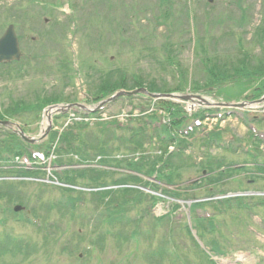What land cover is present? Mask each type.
<instances>
[{
  "label": "rangeland",
  "instance_id": "rangeland-1",
  "mask_svg": "<svg viewBox=\"0 0 264 264\" xmlns=\"http://www.w3.org/2000/svg\"><path fill=\"white\" fill-rule=\"evenodd\" d=\"M10 23L21 36L23 56L20 63L0 67V111L6 112L5 109L14 105H33L29 112L21 109L5 116L19 124L38 146L45 142L39 140L43 137V124L47 122L45 107H42L47 104L46 100L52 102L58 96L56 100H61L60 105L75 102L91 105L89 100L96 96L100 78L110 71H114L116 79L123 76L128 85L137 79L144 86L155 83L167 88L179 84L182 71L188 82L184 86L186 90L175 91L177 94L211 96L206 94L213 92L205 85L208 79L205 63L234 61L243 54L251 56L252 64L264 60V0H0V36ZM206 58L210 60L206 62ZM225 86L231 88L233 84ZM230 88L226 92L219 90L218 97L213 93L214 99L217 102L250 101L230 98L237 92V88ZM173 100L189 114L184 118L183 128L195 125V113L203 111L205 114L192 135L181 136L186 140L181 146V155L187 165L175 178V188L184 193L179 200L190 195L210 202L206 212L199 211L202 215L214 216V228L209 226L197 231L202 235L204 247L210 251L217 242L226 255H213L224 264H264V171L257 169V165L264 167V142L253 144L250 137L254 133L264 139V105L230 107L222 103ZM150 103L140 98L134 102L119 100L108 105L105 111L95 113L93 120L70 110L66 111V116L56 117L60 113L55 111L50 133L52 136L55 131L63 134L67 128L72 130L77 138L71 145L81 148L82 144L86 156H90V164L95 162V151L91 147L94 141L107 144L112 156L118 159L131 161L141 152L161 154L155 131L168 119L163 110H151ZM190 104L193 105L191 112L187 111ZM144 125L147 133L144 148L134 152L123 138L130 137L136 128ZM0 130V133L12 132L5 127ZM214 132H221V136L211 135ZM57 135L55 150L62 146H58L60 134ZM21 140L27 145L32 143ZM174 145L170 143L169 148ZM250 148H255L259 156H250ZM67 149L61 148L60 155L56 152L52 162L48 159L45 165L34 163L41 165L44 177L29 178L28 183L20 182L22 179L15 176L2 174L4 177H0L3 181L0 184L3 192L0 234L9 230L30 246L15 254L0 253V264H206L203 252L184 228L186 202H181L183 214L175 217H181L183 222L174 229L153 218L171 208L175 202L172 198L148 210V216L140 224L138 241H122L105 235L102 227L90 233L89 230L100 223L98 220L89 223V218L96 213L95 198L86 187L93 184L91 175L75 177V187L83 189V193L64 191L55 186L57 183L49 181L47 183L52 184L41 183L48 176L56 180L52 176L58 168L51 166L55 161L80 162L77 154ZM219 162L225 166L241 165L243 171L210 185L207 178L217 177ZM81 163L84 166L80 168L87 167ZM208 164L215 170L211 174H208ZM123 167L113 170L122 172ZM114 176L108 173L104 180L111 183ZM200 178L201 183L197 184ZM13 187L16 197L11 199L8 191ZM242 193L248 197L241 204L233 199L229 204L215 202ZM225 194L228 195L223 196ZM75 198L73 215L74 209L69 206L73 204L70 199ZM15 204L23 206L19 213L13 212ZM33 209L36 217L39 216L37 223L45 221L43 227L20 218L25 219L28 211L33 215ZM143 209L139 204L128 214L134 217ZM116 226L110 230L118 229ZM149 247L155 250L156 257H147ZM160 250L165 251L163 255L158 254Z\"/></svg>",
  "mask_w": 264,
  "mask_h": 264
},
{
  "label": "trees",
  "instance_id": "trees-1",
  "mask_svg": "<svg viewBox=\"0 0 264 264\" xmlns=\"http://www.w3.org/2000/svg\"><path fill=\"white\" fill-rule=\"evenodd\" d=\"M166 16H169L166 14ZM264 31V29H263ZM175 57V56H174ZM171 57V58H174ZM210 59L206 58V62H208ZM205 71L208 75V79L206 80L205 85H213L217 86L220 90V92H226L227 89L230 87L225 86L227 84H233V88H237V92L234 96H231L230 98L233 99H258L264 94V60L252 64L251 56L249 54H243L241 57L237 58L236 60H223L218 62H213L212 64L205 63ZM182 74V75H181ZM179 76V84L174 88H167L164 86H157L155 83H150L147 85V88L151 92H175V91H185L186 88L184 86L187 85V78L184 76V73L180 71ZM101 83L97 87V91L95 92L97 94L96 101L101 100L104 97L112 95L114 92H116L118 89L124 88L127 90L134 89L137 87L144 86L141 80H135L132 85H128L125 82V78L121 75L117 77V79L114 76V71H110L109 74L103 78H100ZM231 87V88H232ZM230 88V89H231ZM246 92H248L246 94ZM138 97L140 96H123L120 99L123 100H129L131 102H134ZM119 100V99H118ZM117 100V101H118ZM151 98L147 97L145 101H150ZM159 105L164 108L168 114L169 121L165 124H162L160 128L156 129L155 135L157 139L159 140V143L161 144V154H151V153H142L141 150L144 148V144L147 138L146 133V126H140L136 128L130 137L123 138V141L130 144L132 146V151L134 152H141V155L138 157V160H126V159H118L114 156H112L111 152L108 149V145H103L102 141H94V144L91 145L93 150L95 151L94 159L98 163V165H104L108 167H120L125 166L123 168L129 169L131 171L137 172L139 174H142L146 177H153L155 176L156 181L158 182H164L166 183L165 186H161L160 183L157 182H151L150 180L145 179L144 177L140 175H136L133 173H124L120 174V176H116L118 174L117 171L112 169H101V168H95L93 166H87L85 168H75L70 167L66 168L64 170L54 171V175L56 176L57 180L61 183H65L68 186H58L64 191H68L70 193L72 192H78L83 193V189H77L75 186L77 185V181L75 180V177H86L87 174H90L89 177L91 179L92 186L90 184L86 187H89L91 189L90 193L95 198L94 202L96 204V213H94L89 218V223L91 220H98L100 222L99 224L95 225L93 229H90V233L98 232L100 228L103 230V234L105 235H112L114 238H118L122 241H127L128 239L138 241V236L141 234V223L146 217L148 216V210H151L154 206H156L159 202L165 201L168 198L175 199L174 204L172 205L171 209L168 211V213L162 217H155L153 218L159 222L166 223L168 225V228L174 227L172 223V214L177 211V209L180 207V203L178 202L179 199H181L182 194L179 189L175 188V178L179 174L180 170L187 165L184 162V157L181 155V146L186 140H183L182 137L176 133L180 127L184 123V118L188 117L184 110L172 103L165 100H160ZM44 107V106H42ZM40 107V108H42ZM31 108V106H24V105H16L13 108H7L5 109L6 112L0 111V119H5V114H9L12 109L21 110L24 111ZM194 117L202 120L205 117V114L203 111L194 114ZM0 129H4L3 127H0ZM1 131V130H0ZM72 130L68 129L67 133H63L62 136H60L58 142V145L60 146L57 150L54 152L58 155L61 150V148L64 149V146L66 149H71V152L73 154H77L79 161H75L73 163L63 162L62 160H57L54 162V165L57 166H63V165H80L81 162L85 164H90L89 159L90 156H86L85 149L81 148H75L71 145L72 140H76L77 136L71 132ZM5 133V134H4ZM3 135V138L0 139V177L6 176H15L19 177L22 180L20 182L28 183L29 178H38V177H44V172L41 171V165H33L35 168L28 169L26 166H21L17 162H15L16 158H23L27 157V159L32 163L33 161H36L39 159L37 156H34L32 153L31 148H33L32 145H27L25 142L21 140V138L12 132H3L0 133ZM192 135V134H190ZM211 135H216L217 137L221 136V132H214ZM57 133H53L52 136H50L48 143H44L42 146H39V149L43 152L44 158L47 159L51 155V150L53 148V144L55 143ZM250 137L253 138V144H259L264 140L259 139L255 136L254 133H251ZM255 138V139H254ZM23 143V144H21ZM175 143L177 150L169 152V144ZM85 146V145H84ZM67 149V150H68ZM258 149V148H257ZM258 151L255 149V153H251L250 156L253 158H256L259 156ZM66 163V164H65ZM44 165V164H42ZM209 170L208 173L214 172V168L211 167V164H208ZM258 171H264V167L257 165ZM240 167L232 168L231 164L229 166H225L222 162H219V165L217 164V170L215 175L208 177L209 179L208 183L210 185H216L218 182V179H229L233 176L234 172L240 171ZM61 173V174H60ZM110 173L111 175H115L112 178L111 183H108L106 180H104V176ZM3 174V175H2ZM29 179V180H27ZM18 183V181H12V183ZM3 181H0V184H2ZM37 183H40L37 181ZM43 185H48L45 182H41ZM201 183V182H200ZM197 183V184H200ZM141 187L148 188L151 191H154L156 193H160L161 195L147 192L143 190ZM10 192L8 195L12 199L16 197L14 195V187L9 189ZM185 192H188L184 190ZM3 195V192L0 189V197ZM188 195V194H187ZM190 199H198L194 196H186L184 200H190ZM238 202V204L242 203V198H225L222 200L215 201L217 203L221 204H229L233 200ZM70 201L73 203L72 206L70 205L69 208H73L72 214L74 215L75 211V202L77 201L75 199H70ZM209 204L210 202H195L192 204V212L195 213L196 209L199 207H204L205 204ZM141 205V207H144V209L137 213L136 216L130 217L128 212L130 209L133 208V206ZM52 205V204H50ZM55 206V205H52ZM57 206V205H56ZM33 215L36 219H39L36 217L35 210H32ZM27 223H32L30 219L22 218ZM196 227L202 228L204 226V221L206 219L198 217L196 214L193 216ZM42 221V222H41ZM40 223H38L37 226H44V220H41ZM209 224L214 227L213 223L209 221ZM114 225H117L118 229H112L110 230V227H114ZM109 226V228L107 227ZM130 226V227H129ZM186 232L191 236V231L186 224L185 226ZM5 232L3 234H0V253H11L15 254L16 252H22L25 247L30 249V246L26 243V241L23 240V238L15 236L14 234L10 233L9 230H4ZM201 238L202 235L200 234ZM193 243L199 247L196 240L192 237ZM219 244L216 242L213 243V251L217 254L224 255L226 252H224L222 249L218 248ZM204 254L205 263L206 264H216L214 261H212L209 256L201 250ZM147 257H156L154 255L155 250L152 249V247H149V249L146 251ZM145 252V255H146ZM165 251L160 250L158 254L163 255ZM167 252L169 250L167 249ZM174 253H177L175 249H173ZM28 254V253H27ZM26 254V255H27ZM81 257L78 256V259ZM6 264V263H3ZM130 264V263H128Z\"/></svg>",
  "mask_w": 264,
  "mask_h": 264
},
{
  "label": "water",
  "instance_id": "water-1",
  "mask_svg": "<svg viewBox=\"0 0 264 264\" xmlns=\"http://www.w3.org/2000/svg\"><path fill=\"white\" fill-rule=\"evenodd\" d=\"M21 57V51L19 48V42H18V38L14 29L13 25H10L6 32L4 33V35L0 38V63L2 62H8V61H12V60H19ZM138 93H143V94H147L153 97H159V96H166V97H171V96H175L174 94H155V93H151L149 92L146 88H138L135 90H131V91H127V90H120L118 92H116L115 94H113L110 98L100 102L98 104L99 105H103L107 102L110 101H114L117 97L121 96V95H134V94H138ZM185 99H189L190 96H181ZM264 102V95L262 96V98L254 101V102H238V103H233V102H228V103H224L223 105H227V106H231V107H244L247 105H250L252 103H262ZM72 105H78V104H69L66 106L63 105H56L57 108H61V110H66L69 107H71ZM55 106V107H56ZM52 106H49L46 111L48 109H50ZM47 116L49 121L51 122V114L49 112H47ZM0 124L3 125H7V126H12V124L8 121H2L0 120ZM17 127H19L18 124H15ZM50 128H48L49 130ZM20 136L25 139L26 141H30L33 142V140L31 138H29L27 135H25V133L23 131L19 132ZM16 209H21V206H16Z\"/></svg>",
  "mask_w": 264,
  "mask_h": 264
},
{
  "label": "flooded vegetation",
  "instance_id": "flooded-vegetation-1",
  "mask_svg": "<svg viewBox=\"0 0 264 264\" xmlns=\"http://www.w3.org/2000/svg\"><path fill=\"white\" fill-rule=\"evenodd\" d=\"M45 22L48 23L49 19H45ZM20 47H21V41H20ZM212 96H214V95H212Z\"/></svg>",
  "mask_w": 264,
  "mask_h": 264
}]
</instances>
